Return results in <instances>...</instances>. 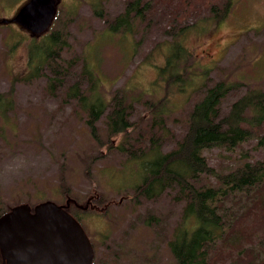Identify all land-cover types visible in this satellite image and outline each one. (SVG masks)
Listing matches in <instances>:
<instances>
[{
    "label": "rangeland",
    "instance_id": "1",
    "mask_svg": "<svg viewBox=\"0 0 264 264\" xmlns=\"http://www.w3.org/2000/svg\"><path fill=\"white\" fill-rule=\"evenodd\" d=\"M22 1L0 0V20L11 18ZM131 1L102 0L103 15L112 20ZM149 1L156 8L154 14L136 22L133 35L123 37L104 31V21L95 16L92 8L99 0H60L57 19L67 39L59 61L66 72L65 86L69 88L79 81L80 89L86 90L89 76L95 80L94 91L107 105L96 123L99 138L90 135L85 115L75 102H61L59 97L65 95V89L58 90L54 97L47 92L46 79L53 77L51 69L46 70V78L30 83L16 81L14 110L7 112L6 117L0 116V199L7 204L17 200L33 206L41 199L54 198L57 203H65L66 196L70 197L66 205H73L71 213L79 218L94 243L96 264H108L110 260H119V264H175L168 243L182 220L185 200L179 198L176 187L151 200L132 199L137 176L127 167L134 169L135 164L128 162V153L118 151L117 147L132 146L136 151L139 143L134 146V142L139 138L138 132H131L126 138L123 134L113 135L111 139L105 133L106 114L111 103L117 101L115 97L120 99L125 95L131 100L128 103L131 123L149 111L145 101L149 100L148 90L157 78L156 68L164 65L160 49L169 41L166 31H178L188 24L173 22L172 27L166 16L179 14L184 1L196 6L197 17L188 19L195 26L185 37V46L197 62L198 69L192 71L201 73L210 69V84L223 80L243 85L236 95L224 99L223 110L228 109L246 86L264 89V0H233L227 16L216 23L209 21L204 8L220 7L222 0ZM16 32L23 33L27 39L17 42L20 35ZM30 43L33 42L29 35L14 24L0 25V93L6 94L11 83L26 74ZM83 61L89 75L86 77L81 74ZM69 63L75 66L71 71L65 68ZM159 94L158 99L164 97L163 91ZM196 99L197 96L188 97L184 111L181 100L169 95L164 108L171 112L164 117L161 125L164 129L157 123L142 126L143 130H154V135L167 138L161 149L163 153L184 135V120ZM203 156L210 167L227 173L242 160L264 161V140L259 144L253 138L230 152L207 150ZM59 176L65 178L69 187L67 190L64 186L60 194L56 188ZM150 219L156 224H147ZM262 226L264 219L262 224L258 223L253 212L244 226L249 242L255 237L259 239ZM109 249L117 256L106 258ZM0 256L3 258L1 252ZM218 262L222 260L213 259L210 264Z\"/></svg>",
    "mask_w": 264,
    "mask_h": 264
},
{
    "label": "trees",
    "instance_id": "2",
    "mask_svg": "<svg viewBox=\"0 0 264 264\" xmlns=\"http://www.w3.org/2000/svg\"><path fill=\"white\" fill-rule=\"evenodd\" d=\"M99 1L96 6L92 4V8L95 16L104 21V31L109 35L123 37L133 35L136 22L145 21L147 14L156 11L149 0H133L127 3L122 14L109 20L103 15L100 5L102 0ZM201 3L202 1L198 2L199 5ZM232 5L233 0H222V6L210 5L204 9L209 21L216 23L227 16ZM194 7L184 1L179 14L166 16L172 27H174L173 22L182 25L188 23V26L181 27L178 31H166L169 41H165L164 47L160 49L164 55V65L156 68L157 78L148 90L149 100L145 101L149 111L131 123L128 116V103L131 100L125 95L120 99L115 97L117 101L111 103V109L106 114L105 133L108 139H111L113 135L123 134L126 138L129 133L138 132L139 138L134 142V146L139 143L138 148L135 147L136 151H133L132 146L129 145L127 149L121 144L117 147L118 151L128 153L126 154L128 162L135 164L134 169L127 167L137 176L133 185L132 199L151 200L164 191L176 187L179 198L185 200L182 220L175 227L173 239L168 243L175 264H210L213 259L222 260V263L218 262L219 264H262L264 263V226L259 239L255 237L253 242H249V234L244 230V226L245 221L249 217L252 218L253 212L258 223L262 224L264 219V161L242 160L235 169L226 173L210 167L203 152L212 149L234 151L253 138L258 139L259 144H262L264 89L246 86L245 91L240 96H236L228 109L223 110L224 99L228 95H236L237 89L242 84H231L223 80L210 84L208 81L210 69H203L201 73L192 71L198 69L197 62L185 46V37L195 26V22H189L198 15ZM58 14L57 11L52 26L46 33L39 37L29 35L33 43H30L28 48L27 72L11 83L6 94L0 93V116L6 117L7 112L14 110L16 81L30 83L45 77L46 70L51 69L53 77L46 79L47 92L54 97L58 90L65 89V95L59 97L61 102L64 104L69 102L66 100H70L78 105L80 112L85 115L84 122L88 132L96 139L99 138L96 123L104 115L107 105L95 93L96 82L88 75L84 61L81 74L85 77L89 76L88 88L81 90L79 81L69 88L65 86L66 72L59 61L62 51L66 49L67 39L64 30L59 29ZM16 34L20 35L17 42L25 38L23 33L16 32ZM74 67L71 63L65 64L67 71L73 70ZM85 91H88V94ZM161 91L164 97L158 99ZM169 95L181 100L184 111L188 97L197 96V99L184 120V135L173 142V147L168 152L163 153L161 149L166 144L167 138L154 135V130L153 132L143 130L142 126L144 123L149 126L157 123L161 130L164 129L161 126L164 117H168L171 112L164 108V101ZM58 181L59 185L56 188L59 194L64 186L69 190L64 177L59 176ZM68 199L70 197L66 196L65 203L64 201L57 203L54 198L44 201L41 199L36 205L51 201L58 206H64L66 211L81 224L79 218L71 213L73 205L71 203L66 205ZM246 202L249 203V208ZM22 204H27L31 208L36 206L17 200L7 204L0 199V217L8 213L11 208ZM150 223L156 224L151 219L147 221V224ZM245 245L249 247L246 248ZM0 264H3L1 256Z\"/></svg>",
    "mask_w": 264,
    "mask_h": 264
},
{
    "label": "water",
    "instance_id": "3",
    "mask_svg": "<svg viewBox=\"0 0 264 264\" xmlns=\"http://www.w3.org/2000/svg\"><path fill=\"white\" fill-rule=\"evenodd\" d=\"M60 0H25L0 25L14 24L31 37L46 33ZM3 264H91L92 250L81 224L51 201L22 204L0 217ZM264 264V263H262Z\"/></svg>",
    "mask_w": 264,
    "mask_h": 264
},
{
    "label": "flooded vegetation",
    "instance_id": "4",
    "mask_svg": "<svg viewBox=\"0 0 264 264\" xmlns=\"http://www.w3.org/2000/svg\"><path fill=\"white\" fill-rule=\"evenodd\" d=\"M82 229L84 230V232H86V236H87V231H85V229L82 227ZM90 246H91V250H92V263L91 264H96V260H95V249H94V243L92 242L91 238H89L87 236ZM102 242V241H101ZM117 255L112 253V250L109 249L107 252H105V257L110 259L111 257H115ZM108 264H119V260H110L108 261Z\"/></svg>",
    "mask_w": 264,
    "mask_h": 264
}]
</instances>
